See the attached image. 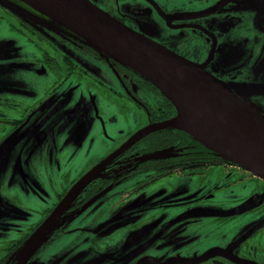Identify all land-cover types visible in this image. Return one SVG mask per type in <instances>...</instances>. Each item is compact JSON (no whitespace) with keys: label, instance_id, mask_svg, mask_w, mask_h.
<instances>
[{"label":"rangeland","instance_id":"374dc122","mask_svg":"<svg viewBox=\"0 0 264 264\" xmlns=\"http://www.w3.org/2000/svg\"><path fill=\"white\" fill-rule=\"evenodd\" d=\"M14 3L8 4L27 18L36 16L59 34L85 43L57 21L22 2ZM54 38L56 59L69 55L92 79L70 78L52 94L61 75L45 66L38 49L0 22V252L20 238L27 226L40 222L72 181L147 125L143 111L113 94L119 83L107 65L84 55L67 40ZM191 60L196 64L202 61L196 56ZM226 77L231 75L226 73ZM137 93L150 96L139 89ZM96 123H100L97 128ZM238 178V173L211 168L201 175L173 176L147 185V175L134 174L108 188L78 216L66 219L64 231L69 234L29 264H87L91 259L100 262L101 255L123 259L120 264H133L136 260L132 258L149 253L166 255L167 264H200L213 252L237 245L259 229L264 218H255L252 212L227 223L203 218L178 222L177 226L172 224L176 216L168 207L206 194L211 200L194 203L185 211L224 213L243 204L253 211L263 207L259 186L255 182L232 186ZM141 186L147 189L125 201V193ZM180 211L177 216L187 213ZM77 232L83 236L88 232L93 239L87 244L82 238L74 241L70 237ZM107 240L112 243L105 244ZM68 245H74L73 249ZM259 261H264V255Z\"/></svg>","mask_w":264,"mask_h":264},{"label":"flooded vegetation","instance_id":"af4514ba","mask_svg":"<svg viewBox=\"0 0 264 264\" xmlns=\"http://www.w3.org/2000/svg\"><path fill=\"white\" fill-rule=\"evenodd\" d=\"M17 1L27 5L24 0H0V22L9 25L16 34L38 49L43 55L42 62L45 66L52 72L61 75L50 93H55L70 78L92 79L90 72L69 55H63L61 60L56 59L57 49L53 42L54 37H60L67 40L84 55L107 65L113 71L119 83L118 91H113V94L129 104L135 105L137 109L146 114L148 120L146 128L176 117V108L171 101L140 74L112 58L102 57L97 51L74 37L69 38L59 34L36 16H33L35 19L27 18L8 4H15L14 2ZM86 1L117 22L164 47L180 58L192 64L194 63L191 60L192 57L200 58L202 61L198 64L194 63L195 65L202 67L205 72L219 82H223L241 100L264 115V111H262L264 110V0ZM36 15L38 16V14ZM42 45H44V49L41 48ZM212 67H214L213 70ZM226 73L231 75V80L227 79ZM232 73H235L236 76ZM93 82L95 85L103 87L100 82ZM137 89L142 90L144 95L150 94V96L140 97ZM97 124L100 126V123H96V128ZM94 132L97 135V130ZM177 133L173 132L172 134L162 130L150 133L117 157L110 159L134 136L130 135V139L123 144L121 143L122 145H118L114 151L105 156L86 173L80 175L78 179L72 181L67 189L57 195V202L45 212L40 222L27 226V230L20 238L8 243L6 248L0 252V264H18L16 253L22 249L27 240L51 215L67 193L86 174L108 159L110 161L102 168L100 174L64 211L58 227L52 232L49 239L26 260V264L37 260L42 252H46L53 244L60 243L65 235L69 234L64 231L65 226H67L66 219L78 216L83 210L96 202L108 188L134 174L147 175L148 179L144 183L150 185L173 176H196L211 168H220L227 173L239 174V178L231 184L232 186L255 182L264 194V180L246 172L235 163L220 159L207 151L206 154L200 150L180 154L174 151L172 154L177 155V157L167 159L168 148L196 147L186 142ZM156 153L159 155L153 156ZM145 189L147 187L141 186L125 193V201L141 194ZM211 198L210 194H206L194 200L183 199L176 205L169 206V211H173L172 216H176L173 219L175 222L172 224L179 226L178 222L203 218H213L216 221L222 220L227 223L229 219L233 220V218L246 216L249 213H254L255 218L260 220L264 218V206L253 211L249 205L244 204L233 211H229H241L239 214L230 217H189L192 216L191 213L197 212L185 211L188 206L194 205V203L202 204L204 201L211 200ZM178 210H182L179 213H187L177 216ZM163 211L166 212L167 207ZM154 218L149 219L142 225L150 223ZM260 228L263 229L260 230ZM260 228L240 240L237 245L234 244L225 250L219 249L213 252L212 255L201 260L200 264L207 263V261L204 262L206 259H209V264H264V261H259V258L264 255V224ZM79 232L73 233L76 235L70 238L74 241L82 238L85 244L93 239L92 235H88V232L85 233V236ZM109 242L111 240L105 241V244L112 243ZM68 247L71 250L74 245H68ZM106 250L107 247L102 249L101 252ZM83 254L85 253H78V256ZM135 254L137 255V253ZM132 259L136 260L133 264H167L168 258L166 255L159 256L149 253ZM100 260V262H96L91 259L87 264H94L95 262L96 264L104 262L107 264L124 263L123 259L110 258L109 255H101Z\"/></svg>","mask_w":264,"mask_h":264},{"label":"water","instance_id":"95a60500","mask_svg":"<svg viewBox=\"0 0 264 264\" xmlns=\"http://www.w3.org/2000/svg\"><path fill=\"white\" fill-rule=\"evenodd\" d=\"M24 1L29 7L68 28L101 55L112 58L140 74L175 106V118L141 130L110 159L117 157L150 133L178 129L222 158L264 180V115L241 100L202 67L132 31L86 0ZM181 106L188 109L203 129L228 147V153L214 148L191 131L179 126ZM169 153L170 151H167V154ZM110 159L94 168L73 186L16 254L18 264H26V260L49 239L58 227L64 211L100 174ZM240 212L191 213L192 216L189 217H230Z\"/></svg>","mask_w":264,"mask_h":264},{"label":"bare ground","instance_id":"6f19581e","mask_svg":"<svg viewBox=\"0 0 264 264\" xmlns=\"http://www.w3.org/2000/svg\"><path fill=\"white\" fill-rule=\"evenodd\" d=\"M180 112H181V121L179 123V126H181L184 129L191 131L197 137L208 142L214 148H216V149H218L224 153H228L227 149H229V148L226 147L222 142H220L215 136H213L208 131L203 129L196 122V120L193 118V116L191 115V113L188 111L187 108L181 106Z\"/></svg>","mask_w":264,"mask_h":264},{"label":"trees","instance_id":"16d2710c","mask_svg":"<svg viewBox=\"0 0 264 264\" xmlns=\"http://www.w3.org/2000/svg\"><path fill=\"white\" fill-rule=\"evenodd\" d=\"M123 65V64H122ZM162 131H166L167 133H172L173 132H178L177 134H179L181 136L182 139H184L186 142L191 143L192 145H195V148H189V147H178V148H168L167 151H170L169 154H167V159L173 157H177V155L172 154L174 151L177 152V154L183 153V152H190L193 150H200L203 151L204 154H206L205 152H209L212 153L213 155H215L216 157L220 158V159H224L221 156H219L216 152H214L213 150L207 148L206 146H204L203 144H201L200 142L196 141L193 137H191L189 134L178 130V129H166V130H162ZM226 160V159H225Z\"/></svg>","mask_w":264,"mask_h":264}]
</instances>
